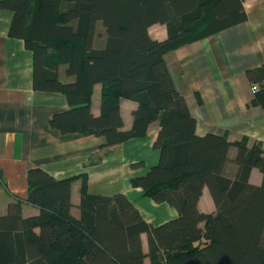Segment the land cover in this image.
Here are the masks:
<instances>
[{
  "label": "trees",
  "instance_id": "obj_1",
  "mask_svg": "<svg viewBox=\"0 0 264 264\" xmlns=\"http://www.w3.org/2000/svg\"><path fill=\"white\" fill-rule=\"evenodd\" d=\"M0 9L13 13L9 37L22 39L33 53L34 89L67 98L69 109L51 120L63 136H104V147H114L158 123L153 147L159 163L131 184L179 212L155 226L124 194H89L84 176L76 219L74 178L59 180L34 167L27 175V201L40 212L24 217L17 200L0 215V264H145L146 258L151 264H264L262 142L249 148L246 138L233 144L225 135L198 136L165 59L180 46L245 22L244 0H0ZM155 24L167 26V39L150 36ZM62 65L73 81L60 79ZM246 76L256 94L253 103H261L264 63ZM97 84L102 104L95 116ZM121 97L138 103L130 130L123 129ZM232 146L237 153L231 160ZM229 161L237 166L233 178L225 174ZM254 168L263 174L261 185L249 180ZM205 187L215 214L199 211Z\"/></svg>",
  "mask_w": 264,
  "mask_h": 264
},
{
  "label": "crops",
  "instance_id": "obj_2",
  "mask_svg": "<svg viewBox=\"0 0 264 264\" xmlns=\"http://www.w3.org/2000/svg\"><path fill=\"white\" fill-rule=\"evenodd\" d=\"M248 19L207 38L185 44L165 55L171 75L196 119V134L227 136L231 143L247 139L248 147L260 141L264 150V94L256 98L246 71L264 63V0H244ZM13 13L0 9V215L11 202L20 200L22 215L29 217L40 210L27 201L28 171L40 167L56 179L74 178L72 215L79 219L83 177L91 195L124 194L143 218L158 226L179 216L167 203H156L131 179L146 174L159 163L160 151L153 143L159 131L154 122L146 135L114 147H104V136L72 135L65 137L52 125L58 111L69 109L60 92L37 91L33 87V53L22 39L9 37ZM153 39L168 38L165 24L149 28ZM66 65L60 67L63 82ZM102 84L94 87L91 109L101 112ZM123 129L130 130L138 103L132 98L119 100ZM235 146L229 152L232 160ZM135 165V166H134ZM237 166L229 161L225 174L233 178ZM250 182L261 185L263 174L251 171ZM199 211L215 214L217 208L208 187L198 203ZM203 226V224H202ZM143 250L149 252L147 234L141 235ZM145 264H151L149 258Z\"/></svg>",
  "mask_w": 264,
  "mask_h": 264
},
{
  "label": "built area",
  "instance_id": "obj_3",
  "mask_svg": "<svg viewBox=\"0 0 264 264\" xmlns=\"http://www.w3.org/2000/svg\"><path fill=\"white\" fill-rule=\"evenodd\" d=\"M254 89V88H253Z\"/></svg>",
  "mask_w": 264,
  "mask_h": 264
}]
</instances>
